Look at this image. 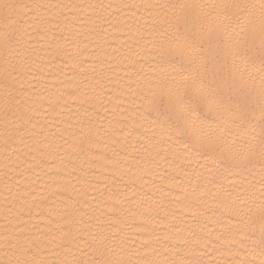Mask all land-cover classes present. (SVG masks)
<instances>
[{"label": "snow or ice", "instance_id": "snow-or-ice-1", "mask_svg": "<svg viewBox=\"0 0 264 264\" xmlns=\"http://www.w3.org/2000/svg\"><path fill=\"white\" fill-rule=\"evenodd\" d=\"M23 7L0 0V85L8 80L10 87L2 90L13 98L12 106L0 111L6 149L31 122L22 98L35 48L13 18ZM138 7L147 15L133 38L138 131L132 144L135 167L122 195L136 222L128 241L144 254V264H256L257 249L264 253V212L253 217L250 207L264 201V0H147ZM97 38L103 39V33ZM62 39L78 49L70 54L74 66L81 58L87 61L88 44L80 48L69 37ZM69 95L75 97L76 91ZM201 107L215 123L201 118ZM81 130V144L91 145L92 129ZM5 189L12 193L7 182ZM26 194L27 189L17 188L14 197L23 200ZM186 220L192 225L177 227ZM213 223L219 229L214 230L219 245L213 248L227 260L202 259L207 253L200 249ZM4 232L2 264H35L27 259L33 248L67 249L73 259L91 256L90 248L116 236L102 240L103 231L81 233L69 248L71 232L65 230L53 248L44 236L25 235L15 227ZM259 259L264 264V255Z\"/></svg>", "mask_w": 264, "mask_h": 264}, {"label": "bare ground", "instance_id": "bare-ground-1", "mask_svg": "<svg viewBox=\"0 0 264 264\" xmlns=\"http://www.w3.org/2000/svg\"><path fill=\"white\" fill-rule=\"evenodd\" d=\"M9 2L26 5L13 18L17 27L30 34L35 52L22 98L31 109L27 113L31 122L27 131L19 130L12 147L6 149L0 143V236L6 227L22 229L25 235L56 237V242L65 230L71 232L69 240L100 228L123 226L135 231L131 225L136 221L127 213L129 204L122 194L130 186V169L135 167L132 144L138 130L132 93L138 58L133 38L147 15L138 6L147 0ZM98 32L103 39L97 38ZM65 36L80 48L90 46L86 62L81 58L73 65L70 54L78 49L64 41ZM170 63L177 64L175 60ZM2 86L10 87L8 80ZM73 91L75 97L69 95ZM165 108L161 102V112ZM198 111L202 119L215 123L202 107ZM82 126L93 131L91 145L81 144ZM5 182L12 193L4 188ZM17 188L27 189L23 200L14 197ZM66 211L75 215L66 216ZM176 223L184 228L193 222ZM214 230L219 229L213 223L204 236L207 244L200 249L207 253L202 259L227 260L229 256L213 248L219 245ZM56 251L61 249L45 250L44 255L56 259ZM64 255L72 257V253ZM257 255L264 253L257 249Z\"/></svg>", "mask_w": 264, "mask_h": 264}, {"label": "clouds", "instance_id": "clouds-1", "mask_svg": "<svg viewBox=\"0 0 264 264\" xmlns=\"http://www.w3.org/2000/svg\"><path fill=\"white\" fill-rule=\"evenodd\" d=\"M198 2L207 3L208 0H198ZM257 2H259V0H257ZM73 39H75V37H73ZM257 83L259 82L257 81ZM2 89L3 86L0 85V111L11 107L13 104V98L10 93ZM0 132H2V129H0ZM0 143H3L2 139H0ZM250 212L253 217H258L259 214L264 212V201L257 200L254 202L250 207ZM98 231L104 232L102 240L107 239V237L113 233H115L116 236L107 240L102 247L98 246L96 249L90 248L89 252L92 253L91 256L84 255V258H81V256L77 254L73 259L72 257L69 258L64 255V253L67 252V249H62L59 253L54 254L57 257L56 259H49L45 257V250L43 248H33V255L28 256L27 259L30 261L34 260L35 264H65V262H67V264H81V260H83V264H144V254L133 249L131 243L128 241V237L131 235L130 231L124 229L123 226L115 230L111 228H103ZM257 235H259L258 230ZM53 239L57 240L56 237H52L48 240V243L52 244L53 248H57L62 241L59 240V242L53 244ZM68 242L70 243L71 241L69 240ZM48 252L51 251L48 250ZM2 255L3 254L0 253V256ZM255 260L256 264H260L258 255L255 257ZM0 264H2V260H0Z\"/></svg>", "mask_w": 264, "mask_h": 264}]
</instances>
